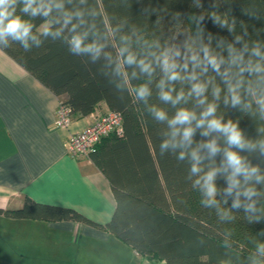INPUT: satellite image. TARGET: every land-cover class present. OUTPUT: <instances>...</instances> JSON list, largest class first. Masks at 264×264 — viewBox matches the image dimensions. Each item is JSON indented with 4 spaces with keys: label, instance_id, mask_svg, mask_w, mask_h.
Returning <instances> with one entry per match:
<instances>
[{
    "label": "trees",
    "instance_id": "obj_1",
    "mask_svg": "<svg viewBox=\"0 0 264 264\" xmlns=\"http://www.w3.org/2000/svg\"><path fill=\"white\" fill-rule=\"evenodd\" d=\"M65 10L83 14L84 23L78 31H88L89 40L95 38L106 45L104 53L117 57L120 46L130 44L133 51H139L147 43L160 39L161 43L172 32L191 29L193 35L196 23L189 19L190 14H204L202 21L205 35L212 33V46L216 47L221 37L227 43L234 41L236 35H247L244 40L251 44L259 41L264 45V0H63ZM200 5V6H198ZM22 5H17V12ZM217 11L229 22L235 18V31L213 24L208 13ZM180 13L178 20H173L174 13ZM30 20L33 35L39 45L29 40L26 51L19 41L7 39V47L0 43V50L5 52L14 62L33 75L35 79L54 93L60 103L66 105L72 117H83L96 110L104 103L106 108L117 111L121 115L123 134H110L95 144L88 157L109 180L115 200V209L107 223L96 224L108 230L117 239L133 248L143 258L163 260L165 264H264V256L256 252L258 244L264 243V184L255 187L262 193L253 197L257 211L252 213L251 222L243 207L232 208L233 197H227L223 189L227 181L223 176L216 180L218 192L217 203L213 206L202 204L206 197L194 182L201 174L190 172L191 161L188 156L179 160L180 149H168L163 153L160 144L169 138L166 123L155 121L149 111L152 105L164 108L169 116L176 108L164 104L158 99L156 84L160 79L157 69L153 77L140 75L139 69L129 67V83L116 76L114 65L101 57L95 61L88 54H76L70 50L67 42L71 33L63 29L60 36L42 35L46 25L52 32L62 28V10L54 9L48 18L24 17ZM159 19V22H157ZM61 23H57V21ZM73 23H78L74 18ZM243 25V26H242ZM71 27V26H69ZM126 38V39H122ZM240 47V45H237ZM264 51V48L261 49ZM138 73L131 78L132 71ZM219 83V77L216 78ZM147 84L151 96L147 103L135 97L134 88ZM119 85V87H118ZM188 85L175 84L177 91ZM221 87H223L221 85ZM208 94V100L212 97ZM175 95V93H174ZM225 92H221L217 101L216 115L225 120L239 121L245 138L250 141L264 139V114L253 105L251 112L226 106L223 102ZM177 107L195 108L197 115L202 106L196 105L190 98L186 105ZM197 130L192 147L201 141L213 138L200 135ZM220 147L226 145L218 139ZM206 155V150L202 149ZM252 164H259L264 173V156L259 149L255 152H242ZM221 155L214 158L219 166ZM212 161H203L204 171L208 170ZM242 201L244 198H241ZM230 212L229 217L224 213ZM0 212L7 216L59 221L76 219L87 221L72 208L42 204L39 202L24 204L15 210ZM94 224V223H92Z\"/></svg>",
    "mask_w": 264,
    "mask_h": 264
},
{
    "label": "clouds",
    "instance_id": "obj_2",
    "mask_svg": "<svg viewBox=\"0 0 264 264\" xmlns=\"http://www.w3.org/2000/svg\"><path fill=\"white\" fill-rule=\"evenodd\" d=\"M17 5H22L19 13L23 15L18 14ZM54 9L62 10V28L60 31L52 32L45 27L42 35L45 37L51 35L55 38L60 36L63 29H68L71 35L67 42L72 52L88 54L93 61L103 54L105 59L114 65V74L125 84L129 83L126 71L129 67L139 69L140 75L149 78L153 77L157 69L159 70L160 79L156 84L159 90L158 99L176 108L171 116L166 109L156 105L149 108L153 119L159 123H166L170 130L169 138L160 144L161 153L168 149L173 151L180 149L179 160H184L186 156L190 158L191 174L202 173L194 182V187L199 186L206 197L201 201L202 204L213 206L217 203L216 180L218 175L223 176L227 181V188L223 189L224 203H227L228 196H232L233 209L243 207L250 222L253 219L258 220V217L252 216V213L257 211L253 197L262 195L255 185L264 184V173L261 172L259 164H252L248 156L241 153L255 152L258 148L260 155L264 156V139L255 142L246 139L239 127V121L225 120L216 113L219 106L217 101L224 91L223 102L226 106L251 112L255 105L256 109L264 114V51L261 50L264 45L259 41H253L250 47L249 42L244 40V36L247 35L245 29L244 34L236 35L233 42L227 43L225 38L221 37L216 47H213L212 33L208 32L205 35V27L202 24L204 14L201 13L199 16L190 14L189 19L196 23L195 35L191 29L177 30L167 36L163 43L156 39L145 44L139 51H133L130 44L126 43L118 48L117 57L113 60L110 54L103 52L105 44L100 43L94 35L89 40L88 31H78L80 25L84 23L83 14L79 11L72 13L65 10L63 0H0V43L6 48L7 39L10 37L13 41H19L26 51L29 49V40L38 46L39 40L32 34L34 25L24 17L40 16L46 19ZM179 16L180 13H174L172 19L178 20ZM208 16L214 25L227 28L230 33L235 31V18L229 22L215 10L209 12ZM74 18L78 23H73ZM57 23L61 21L58 20ZM137 77L138 73L132 71L131 78ZM176 83L188 85L187 92L183 87L177 91ZM209 90L211 102L208 100ZM134 93L138 100L145 103L152 94L147 84L136 86ZM190 98L195 99L196 105L202 106L199 115L195 108L177 107L181 104L186 105ZM198 129L201 130L200 135L203 137H209L213 133L217 135L197 143L193 148L194 136ZM218 139L224 141L226 146L223 149ZM202 149L206 150V155L202 153ZM217 154L221 155L219 166L214 162ZM206 158L212 163L208 170L204 171L203 161ZM229 216L230 212L226 211L221 218ZM256 252L264 256V243L257 245ZM253 264H256L255 260Z\"/></svg>",
    "mask_w": 264,
    "mask_h": 264
},
{
    "label": "crops",
    "instance_id": "obj_3",
    "mask_svg": "<svg viewBox=\"0 0 264 264\" xmlns=\"http://www.w3.org/2000/svg\"><path fill=\"white\" fill-rule=\"evenodd\" d=\"M59 98L0 50V209L39 202L72 208L89 219L18 218L0 212L3 264H165L141 257L96 224L111 219L115 200L106 176L88 158H72L65 143L90 123L72 117L55 126Z\"/></svg>",
    "mask_w": 264,
    "mask_h": 264
},
{
    "label": "built area",
    "instance_id": "obj_4",
    "mask_svg": "<svg viewBox=\"0 0 264 264\" xmlns=\"http://www.w3.org/2000/svg\"><path fill=\"white\" fill-rule=\"evenodd\" d=\"M71 111L66 105L58 104L55 115V126L66 129L71 124ZM110 134H123L121 115L117 111L106 110L100 112L99 110L91 113L90 123L71 133L65 143L66 152L75 159L88 158L89 153L99 143L103 137Z\"/></svg>",
    "mask_w": 264,
    "mask_h": 264
},
{
    "label": "rangeland",
    "instance_id": "obj_5",
    "mask_svg": "<svg viewBox=\"0 0 264 264\" xmlns=\"http://www.w3.org/2000/svg\"><path fill=\"white\" fill-rule=\"evenodd\" d=\"M46 25H47V24L42 25L43 28L46 27ZM3 263H6V262H5V257H4L3 255H0V264H3Z\"/></svg>",
    "mask_w": 264,
    "mask_h": 264
}]
</instances>
